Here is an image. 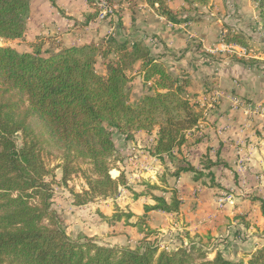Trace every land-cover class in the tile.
I'll return each instance as SVG.
<instances>
[{"label":"trees","instance_id":"1","mask_svg":"<svg viewBox=\"0 0 264 264\" xmlns=\"http://www.w3.org/2000/svg\"><path fill=\"white\" fill-rule=\"evenodd\" d=\"M146 1L170 23L196 19L176 12L168 0ZM208 1L183 0L191 7ZM253 1L264 28V0ZM88 2L96 9L88 19L100 15V0ZM30 4L31 0H0V38H25ZM122 12L114 10L119 27ZM224 41L251 48L240 34H225ZM26 44V49L0 46V264H264V245L246 263L186 230L170 237L169 244L148 226L147 215L152 210L178 215L181 200L175 189L167 198L164 187L149 182L142 183L144 191L135 195L153 201L145 205L143 216L116 207L111 217H104L109 224L124 219L137 226L144 233L139 246H111L96 236L71 237L56 205L55 168L62 170V184L77 172L86 179L87 188L71 194L74 205L113 198L121 187L130 188L124 170L119 168L116 178L111 174L115 162L123 161L115 157L116 132L131 140L140 130L155 129L150 153L163 163H174L175 150L188 145V132L204 116L199 104L186 97L189 80L174 76L140 37L111 35L99 45L59 44L55 50L45 48L40 37ZM99 60L105 73L97 69ZM137 66L146 84H153L132 103L128 74ZM54 152L59 162L51 167L48 160ZM180 163L166 173L178 178L191 172L196 181L230 192L216 181V167L230 168L219 152L213 159L208 149L200 167ZM133 218L136 222H131Z\"/></svg>","mask_w":264,"mask_h":264},{"label":"crops","instance_id":"2","mask_svg":"<svg viewBox=\"0 0 264 264\" xmlns=\"http://www.w3.org/2000/svg\"><path fill=\"white\" fill-rule=\"evenodd\" d=\"M120 1L123 25L119 27L118 21L109 25L100 18L88 19L92 9L87 0H56L68 17L51 0H31L25 39L47 36L51 43L75 46L99 45L110 35L140 37L174 76L189 80L187 95L199 104L204 117L188 132V145L175 150L174 163H163L150 153L151 134L140 131L131 141L123 138L126 143L119 144L120 168L126 172L130 188L121 187L114 198L82 206L62 197L56 205L65 211L64 223L71 232L81 230L102 243L136 248L144 237L137 226L126 224L124 219L109 224L104 217H111L116 207L135 217L143 216L145 205L153 201L149 196L135 195L144 191L142 183L149 182L164 187L167 198L175 189L181 200L178 215L160 210L148 213L152 230L166 239L186 230L217 244L228 257L247 263L250 254L264 245V28L257 4L253 0H211L213 7L204 5L203 12H182L196 19L175 24L158 15L146 0ZM198 12L202 14L196 15ZM225 34L242 35L255 55L244 58V62L236 59L224 49ZM12 43L28 48L21 40L9 41ZM254 60L261 64L248 63ZM96 66L99 72H106L102 61ZM137 68L140 66L132 72L136 76L129 83L132 103L139 101L146 83ZM208 149L213 159L219 152L230 165L214 171L216 181L236 193L234 205L219 207L217 198L227 192L196 181L191 172L178 178L166 173L183 160L200 167Z\"/></svg>","mask_w":264,"mask_h":264},{"label":"rangeland","instance_id":"3","mask_svg":"<svg viewBox=\"0 0 264 264\" xmlns=\"http://www.w3.org/2000/svg\"><path fill=\"white\" fill-rule=\"evenodd\" d=\"M55 1V3H56V0H54ZM107 1H109L110 3H109V5L111 6V9H112V12H109L107 15V17L106 18H104V19H100V20H103V21H105V22H107L109 25L110 24H115L116 23V21H117V19H116V17H114V16H117V14L116 13H114V10H116V9H119V8H121V3H122V1H120V0H100V3H105V5H107ZM211 0H209L208 1V4H207V8H212L213 7V5L211 6L210 4H209V2H210ZM52 2V1H51ZM168 2H169V5L171 4L173 7H174V10H176V12H180V13H182V12H187V11H191V12H195V11H201V12H203V8H202V6H204V5H196V6H199V7H197V8H195V7H191V6H189V5H187L188 7H184V6H182L181 5V2L182 3H184L183 2V0H168ZM103 3V4H104ZM53 4V3H52ZM87 4H88V7L89 8H91L92 9V12H90L91 14H94L95 13V7H93V6H91L90 5V3L88 2V0H87ZM184 5H185V3H184ZM53 6L55 7V8H58L60 11H61V14L62 15H64V16H66V17H68L67 15H66V12L63 10V9H61L59 6H57V4H56V6L53 4ZM171 7V6H170ZM172 8V7H171ZM102 9V4H99V6H98V11L99 10H101ZM208 10V9H207ZM202 14V13H201ZM200 14V12H198L196 15H201ZM71 18V17H70ZM95 18H99V15L97 16V17H95ZM28 21V20H27ZM111 36V35H110ZM40 38H41V40L44 42V47L45 48H47V49H51V50H55L56 48H57V46H59V45H57L58 43H56V41H54V43L52 44L51 43V41H50V39L47 37V36H40ZM16 40H21V41H24L25 43L28 41V40H26L25 38H23V39H16ZM36 40V39H35ZM9 41H11V42H13L14 40H6V39H4V38H0V46H5V45H10L9 44ZM34 41V40H33ZM13 44V43H12ZM13 45H15V44H13ZM27 45V44H26ZM252 48V47H251ZM101 61V60H100ZM139 69L140 68H137V71H139ZM136 73H139V72H136ZM129 75L130 76H132V79L136 76V75H134L133 73H129ZM132 79L130 78V81H132ZM130 81H129V83H130ZM153 84V82L152 81H149L147 84L146 83H144V92H146L147 91V88L150 86V85H152ZM155 91V90H154ZM143 95H145V93H143L142 95H141V97L143 96ZM187 98H189L190 96H186ZM141 99V98H140ZM139 99V100H140ZM130 100H131V95H130ZM137 103V102H136ZM200 108V107H199ZM141 132H146L147 134H151V136H152V138H151V140H150V142L151 143H153L154 142V139L156 138V136H155V129H153V131L152 132H150V133H148L147 131H145V130H140ZM139 131V132H140ZM136 133H138V132H136ZM135 133V134H136ZM134 134V135H135ZM124 138V136L118 131V132H116V136H115V140H116V144L118 145V147L120 146L119 144L121 143L122 145L124 144V143H126L125 141H123L122 139ZM122 140V141H121ZM126 140H128V139H126ZM131 141V140H130ZM121 147H119V148H117V152L115 153V157H117V158H122V154H121V149H120ZM56 157V153L54 152V155L52 156V157H50L49 158V160H48V163H49V165L51 166V167H55L57 164H58V159H56L55 158ZM124 157V156H123ZM82 166H83V168H85L86 166H85V164H81ZM115 167L111 170V174H112V176L114 177V178H116V177H118L119 175H117L118 174V172H117V170L119 171V168L121 167V162L120 161H117V162H115ZM121 170H123L122 168H121ZM55 174H56V178H55V182L53 183V188H54V193H55V198H56V201L57 200H59V199H61L62 197L63 198H65V199H68V201H70V202H72L73 203V200H74V198H73V195H71V194H73V192H81L84 188H87V184H86V179L83 177V175H82V173L81 172H77V173H74L72 176H71V178H69L68 179V181H67V183H61V177H62V170H61V168H55ZM119 174H120V171H119ZM114 198V197H113ZM64 212L65 211H63V213L61 212V215H62V219H63V214H64ZM65 220H63V222H64ZM64 226H65V228H66V230H67V232L70 234V236L71 237H73V238H76V237H78V236H88V235H86V234H84L83 233V231H81V230H79V232H71L70 230H69V228H68V225H67V223H64ZM138 230H139V228H138Z\"/></svg>","mask_w":264,"mask_h":264},{"label":"built area","instance_id":"4","mask_svg":"<svg viewBox=\"0 0 264 264\" xmlns=\"http://www.w3.org/2000/svg\"><path fill=\"white\" fill-rule=\"evenodd\" d=\"M104 3V2H103ZM102 3V9L100 11L99 18L104 19L109 12H112L111 7H108L105 5V3ZM222 44L224 46V49L229 52L230 54L235 55L238 58H251L255 55V53L252 51L251 48H246L241 45H238L236 43H227L222 41ZM236 200V193L235 192H229L225 193L217 198V204L219 207H223L227 204L234 205Z\"/></svg>","mask_w":264,"mask_h":264}]
</instances>
